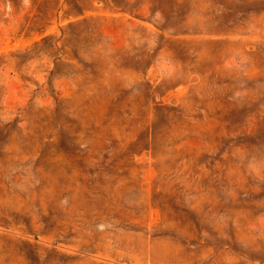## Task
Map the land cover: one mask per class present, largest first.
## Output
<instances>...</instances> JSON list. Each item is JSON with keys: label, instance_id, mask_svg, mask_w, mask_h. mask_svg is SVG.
Segmentation results:
<instances>
[{"label": "rangeland", "instance_id": "obj_1", "mask_svg": "<svg viewBox=\"0 0 264 264\" xmlns=\"http://www.w3.org/2000/svg\"><path fill=\"white\" fill-rule=\"evenodd\" d=\"M0 264H264V0H0Z\"/></svg>", "mask_w": 264, "mask_h": 264}]
</instances>
